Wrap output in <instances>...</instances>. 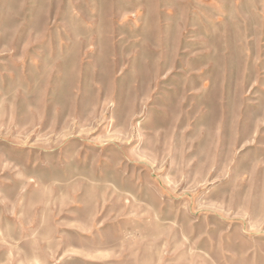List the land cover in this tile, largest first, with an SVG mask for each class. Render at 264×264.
<instances>
[{
	"label": "rangeland",
	"instance_id": "obj_1",
	"mask_svg": "<svg viewBox=\"0 0 264 264\" xmlns=\"http://www.w3.org/2000/svg\"><path fill=\"white\" fill-rule=\"evenodd\" d=\"M0 264H264V0H0Z\"/></svg>",
	"mask_w": 264,
	"mask_h": 264
}]
</instances>
